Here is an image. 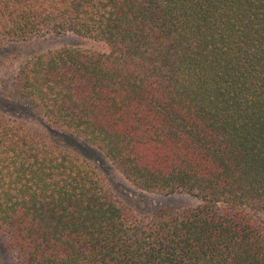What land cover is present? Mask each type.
<instances>
[{"label": "trees", "instance_id": "16d2710c", "mask_svg": "<svg viewBox=\"0 0 264 264\" xmlns=\"http://www.w3.org/2000/svg\"><path fill=\"white\" fill-rule=\"evenodd\" d=\"M72 34L20 66L19 96L148 194L0 115V242L14 264H264V0H0V46Z\"/></svg>", "mask_w": 264, "mask_h": 264}, {"label": "rangeland", "instance_id": "374dc122", "mask_svg": "<svg viewBox=\"0 0 264 264\" xmlns=\"http://www.w3.org/2000/svg\"><path fill=\"white\" fill-rule=\"evenodd\" d=\"M65 47L107 52L103 43L72 34L63 36L49 34L0 46V115H4L9 120L19 121L27 128L43 135L49 145L57 146L87 160L96 167L114 197L136 214L150 209L187 208L197 205L198 201L188 195L160 197L135 189L102 152L79 137L69 136L50 127L19 96L13 80L20 66L35 56ZM13 262L12 256L7 253L0 242V264H14Z\"/></svg>", "mask_w": 264, "mask_h": 264}]
</instances>
